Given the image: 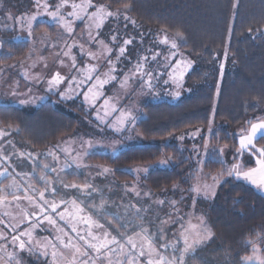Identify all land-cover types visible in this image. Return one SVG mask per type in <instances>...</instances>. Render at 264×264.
Segmentation results:
<instances>
[{
  "label": "snow or ice",
  "instance_id": "obj_1",
  "mask_svg": "<svg viewBox=\"0 0 264 264\" xmlns=\"http://www.w3.org/2000/svg\"><path fill=\"white\" fill-rule=\"evenodd\" d=\"M38 11L31 16H22L15 18L21 25V30H27V35L33 38V22L42 13L50 17L65 34V39L59 51L55 53L56 60L61 67H68L70 71L62 74L57 70L51 73H25V79L31 84H46L45 91L52 94H59L61 100L72 99L74 96H83V101L89 107H96L98 101L103 97V89L107 85L118 86L124 93V98H128L129 92H136V85H139V93L142 95H155V89L159 83L162 73L157 72L151 67L152 62L158 63L160 53L157 51L152 54L149 48L145 54L140 55L133 63L129 46L136 44V36L129 35L127 31L128 24L134 27L136 21L127 15L131 5L125 4L123 9L117 8L111 10L108 4H95L93 0H80L79 3L74 0H60L54 7L48 0H35ZM235 6V5H234ZM71 11H67L68 8ZM90 9H94L90 11ZM123 18L124 28L121 30L119 21ZM9 18H12L9 15ZM110 19L117 21V26L108 33L103 32V28ZM84 24V29L79 36L74 29L76 22ZM251 32V29H249ZM183 40L181 33L177 32L175 38H169L165 33L162 38L158 37V42L170 46L171 49L179 47L178 41ZM71 41V43H69ZM140 44H143L144 36L140 35ZM2 46V45H0ZM53 48L57 43L53 42ZM77 49L79 50L77 53ZM8 55H11L9 53ZM172 55H175L173 52ZM84 57L88 60L82 66L79 63ZM45 60L44 57H40ZM165 59H170L166 57ZM125 60L132 67L124 72L120 64ZM23 63V62H21ZM176 65L180 61L175 62ZM10 65L9 67H13ZM35 67V64H33ZM47 68V63L44 64ZM103 70L102 69H105ZM165 67L175 68V65H166ZM191 67L189 62L184 70L180 72L179 79L174 73H170V79L179 87L184 71ZM223 70V64H221ZM168 80H164L167 85ZM11 94L18 98L21 105L34 104L37 100H44L45 97H33L32 87L27 91L20 92L19 84L16 83L11 89ZM179 92H173L172 95L179 96ZM112 98H104V105L108 106L103 116L100 115V109H97L96 118L100 125L109 128L113 133L119 135L124 131H131L130 125H134L137 117L132 108L118 106L119 100L110 102ZM118 113L115 119H110L113 114ZM212 120H209V132L212 131ZM246 127H242L234 138L238 139V147L235 150L234 158L247 152L256 160V167L244 170L240 163H234L231 167L220 171L211 176V183L207 182L208 177L203 176V165L206 163L199 154L198 147L193 151L197 153L196 159L201 168L195 175V183L187 189L191 195L192 208L195 209L200 197L204 199L214 198L217 194V187L226 183V177H235L244 179L252 185L264 190V145L258 146L259 140H264V118L256 117L246 121ZM99 126V125H98ZM11 127V125H9ZM18 130V129H17ZM104 129L101 128V131ZM8 133L0 128V140ZM185 135L178 139L183 140ZM193 138L201 136V130L196 129L191 134ZM131 138V137H129ZM75 143V141H74ZM99 141L93 138L80 140V148L63 149L64 161L61 164V156L57 152L49 151L47 153L25 154L23 151L18 153L22 159L29 160L32 164L31 172H16L21 177L22 183L16 179L0 187V208H11L13 205L19 209L17 215L12 216L5 211L0 213V240L11 243L12 252H7L3 246L0 250L5 251L8 256L7 264H25V254L29 257H36L41 264H187L186 257L192 253L196 246L204 243L213 236L203 215L196 216L194 211L182 214L180 204L185 196L182 194L179 201L175 199H155L153 204L144 207L142 204L130 203L125 205L126 211H130L140 221L137 225L139 231H134L132 235L113 232H119L120 228H126L125 224L119 223L120 217L117 214L107 211V200L104 198L102 187L94 183V177L91 173L85 176L82 182H66L62 173L66 170L75 169L71 174L79 175V170L92 168L85 162L90 150L97 147ZM120 141L114 140L104 147L111 148L112 152L119 151ZM15 147V145H13ZM204 155L210 158H219V162L224 165V157L228 145L222 147H211L207 139L203 145ZM74 153V154H73ZM12 154H5L0 145V162L4 166L0 170V176L10 175L8 169L15 171V166L8 161ZM44 155L51 157V162L40 163L38 157ZM172 160V157L158 161L160 165H166ZM39 166V175L33 183V174L36 173ZM98 169L96 175L107 177L113 173V169L101 165H95ZM149 167H137L130 169L136 175V183L128 185L125 183L122 187L125 194L133 193L138 200L142 194L139 188V180L142 173H147ZM49 172L55 173V177H50ZM39 184L41 187H37ZM178 185H173V191ZM63 189V191H62ZM100 197V203L88 204V200H94L96 195ZM59 197V198H57ZM143 197L152 198L151 192H143ZM22 202L26 207L22 208ZM153 205L162 209L167 205L170 211L161 219L158 215L159 229L157 232H151L149 227L144 226L146 214L153 210ZM111 216L106 223H101V217ZM4 217H10L9 220ZM116 222L115 224L113 222ZM50 226L55 234L44 237L37 235L40 231H49L44 225ZM166 225H178L177 232L173 233L174 241L169 240L166 232ZM8 229L12 233L9 240L8 234L3 230ZM159 241V243H158ZM251 243V242H249ZM168 249L174 253L170 257L166 255ZM254 253L258 249L253 246ZM31 264V262H29ZM242 264H264V257L252 255L242 257Z\"/></svg>",
  "mask_w": 264,
  "mask_h": 264
},
{
  "label": "trees",
  "instance_id": "obj_2",
  "mask_svg": "<svg viewBox=\"0 0 264 264\" xmlns=\"http://www.w3.org/2000/svg\"><path fill=\"white\" fill-rule=\"evenodd\" d=\"M93 2L112 8L130 4V16L143 28L169 35L181 33V48L191 61L192 70L185 77L187 94L178 102L144 104V118L135 125L143 144L127 146L114 156L95 153L86 159L91 164L113 169L110 184L121 186L136 179L130 169L172 157L170 167L148 170L141 174L140 181L157 199L169 198L177 189L186 193L184 187L195 171V162L190 149L185 148L188 146L182 149L175 138L205 128L214 102L213 121L220 126L213 132L215 138L211 137L215 145L229 142L234 145L235 131L251 118L264 115V0ZM27 46V41L6 44L0 51V65L22 57ZM5 50L12 51L11 55ZM55 103L46 100L37 107L0 105V128L16 129L11 132L9 145H15V150L25 154L46 151L78 129L79 117L88 118L79 100L56 99ZM258 145H264V140H259ZM11 161L20 172L32 170L33 164L26 159L21 165ZM65 176L68 181L74 175ZM6 180L7 177L1 179L0 186ZM95 180L99 186L106 183L103 176ZM226 180L217 187L214 198L198 200L197 206L204 210L213 236L186 257L187 264H242V257L249 256L254 245L264 257V194L241 180ZM174 184L178 185L175 191ZM99 201L97 194L87 203Z\"/></svg>",
  "mask_w": 264,
  "mask_h": 264
},
{
  "label": "rangeland",
  "instance_id": "obj_3",
  "mask_svg": "<svg viewBox=\"0 0 264 264\" xmlns=\"http://www.w3.org/2000/svg\"><path fill=\"white\" fill-rule=\"evenodd\" d=\"M48 2L54 7L56 4L60 2V0H48ZM74 2L79 3L80 0H74ZM95 4H98V3H95ZM117 8L123 9V7H116V8L111 7V10L115 11ZM93 10L94 9H90V11H93ZM37 11L38 9H37L35 0H0V45H2L0 46V51H2L3 47L5 48L6 44H12L13 42H16V41H20V42L27 41L28 43L27 50L22 57L20 56L19 58L14 57L10 61H7L0 65V105L37 107L41 105L42 103H44L46 100L51 102V104L54 105L56 104L55 103L56 99L60 101H65V102L76 99L82 103L84 110L86 114L88 115V118L79 117V127L74 133L62 138L60 141L53 144L46 151H35L33 153H47L49 151L57 152L61 156L60 162L62 164L64 161V153L62 151L63 149L68 148V149L79 150L81 138H83L84 140L93 138L96 141H99V144L97 145V147L90 150L89 155L96 153V154H108L110 156H114L120 150L126 148L127 146H130V145L139 146L143 144L144 142L143 139L140 138L138 133H136L135 125L139 120L144 118L143 106L145 103L160 102V101L176 103L181 99V97L187 94V91L184 87V82H185L186 75L192 70V64H191V67L187 69V71H184L182 80H180L179 87L177 86V84L173 83L172 80L170 79V73H174L176 78L179 79L180 72L184 70V67L189 62L191 63V61L187 58V56L185 55V53L183 52L181 48V40L178 41L179 47L177 49H171L170 46L163 45L158 42V37L162 38L165 33L161 31L151 30L148 28H143L137 22H136L135 27L131 23H129L127 27L128 34L136 36V44L129 46V54H130V58L132 62L134 63L138 57V54L140 55L145 54V51L149 48L152 49V54H155L157 51L160 53L158 63L152 62L151 64V67L153 69H155L159 73H162V76L159 79V83L157 84L156 89H155V92H156L155 95L140 94L139 85L137 84L136 92L130 91L128 94V98L125 99L124 93L118 88V86H114L110 84V85L105 86V88L103 89V97L98 101L96 107H89L87 104L84 103L82 95L74 96L72 99H68V100H61L58 93L52 94V93H48L45 91L46 84H43V83L38 84V85L31 84L29 80L25 79L24 74L26 72L30 74H35V73L43 74V73H51V72L59 70L61 71L62 74H67L70 71L68 67H61L58 64L56 60V56H55V53L59 51L60 46H62L63 44V41L65 39V34L63 33V30L60 29L59 26L51 20L50 17L43 14V8L39 9V11L42 14L39 15L37 17V20L33 22V28H32L33 38L31 39L27 35L26 28L25 30L22 31L21 25L17 23L15 20V18H18V17L34 15L36 14ZM67 11H71V8L69 7ZM9 15H11L12 18H9ZM127 15L130 16L129 12H127ZM76 24L77 26L75 27L74 31L76 35L79 36L80 33L84 29V24L80 21H77ZM124 24H125V21L121 17L119 21V27L121 28V30H123ZM116 26H117V21L114 19H110L109 22H107L105 27L103 28V32L108 33L112 28ZM141 34H143L144 36V41L142 45L140 44V41H139ZM167 36L170 39L176 37V35H169V34H167ZM53 42L57 43V47L53 48L51 46ZM69 43H71V41H69ZM78 51L79 50L77 49V53ZM4 52L6 54L12 53V51L8 52L6 50ZM173 52L175 53V55H172ZM40 57H44L45 60H41ZM166 57H169L170 59H165ZM87 60L88 58L84 57L82 60L79 61V63L82 66L84 63L87 62ZM176 61H180V64L176 65L175 64ZM45 63H47V68L44 67ZM33 64H35V67H33ZM10 65H14V66L9 67ZM166 65L168 66L175 65V68L165 67ZM131 67H132V64H129L127 60H125L123 63L120 64V68L124 72H127ZM103 70H106V67L105 69H102V71ZM164 80H168L169 83L165 85ZM16 83L19 84L20 92H25L27 91L28 87H32L33 97L43 96L45 97V99L37 100L36 103L34 104L21 105L18 101V98L14 97L11 94V89L12 87L15 86ZM176 91H178L180 94L179 96L174 97L172 93ZM216 96H217V91L215 93V97ZM104 98H112L110 102H116L117 100H119L118 106L121 108H124V107L132 108L134 114L137 117V120L134 125L129 126L131 128V131L126 130L123 133L117 135L113 133L111 129L105 128L103 125H100L99 121L96 118V113H97V109H100V115L103 116L104 111L107 110L108 106L104 105ZM214 110H215V102L212 105L211 113H210V120H212L213 122L211 132H209V122H208L205 128L200 129L201 134H202L201 136H196L195 138H193L191 134L194 133L195 130H191L187 132L188 135H185V138H184L185 142L183 140L175 138L176 140L175 143L182 149L186 145L188 146L185 148L190 149L189 151L191 154V159L195 162V168H194L195 171L191 175V179L189 180V182L187 181L188 184L185 185L184 187L185 191L190 187V185L195 183V175L198 169L201 168V165L198 164L197 159H196L197 153L193 151L194 147H198L200 156L203 157L204 160L206 161V163L203 165V176L208 177L207 179L208 183H211V176L216 175L222 170L226 172L227 168L231 167V165L234 163H240L243 166L244 170H248L250 168L256 167L255 158L250 156L247 152L234 158L235 150L238 147L237 138L235 139L234 145L231 142H229L228 144H223V145H215L211 141V137L215 138V135H213V132L216 129L220 128V126L214 123L213 121ZM116 115H118V113L113 114V116L110 117V119H115ZM257 117L264 118V115H259ZM252 119L253 118H251L250 120ZM246 126L247 125L245 123L243 126L238 128L235 132L238 133L242 127H246ZM101 128H103L104 130L101 131ZM5 131L8 133V135L4 136L2 140H0V145H2V150L4 151L6 155L16 153L11 156V159L8 161V163H11L14 165V163L11 161L13 160L16 164L21 165L20 162H22L23 159L18 156L19 151L15 150L12 144L9 145V142H11L10 139H12L11 132H15L16 129L10 128L9 130H5ZM9 133H10V136H9ZM205 139H207L210 144L209 151H211V147L213 146L222 147L224 145H228V148L226 149V154L224 157V161H225L224 165H222L219 162V158H210L204 155L203 145L205 143ZM114 140L120 141V144H121L119 151L115 153L112 152L111 148L104 147V145H109ZM86 158H85V162L88 165H92L93 167L89 169L79 170L80 174L78 176L82 175L81 178H76L78 177L77 175H74L75 177L70 176L69 180L66 182H72L74 180L82 182L85 176L88 175V173H91L92 177H94L95 179L101 177V176L96 175L98 169L95 168L94 166L97 164L89 163ZM37 159L40 163H43V162H51L52 158L50 156L46 158L44 155H40ZM160 160H157L156 162L149 164L151 165V167H149L148 170H152L154 168L170 167V164H171L170 162L166 165H160L158 163V161ZM27 161L30 162L29 160ZM4 166H7V165L4 164L3 162H0V170H2ZM11 169L12 168L8 169L10 175L0 176V180L3 179L4 177H7V180L5 181V183L1 185L0 187H4L8 185L12 179H16L18 182L22 183L21 177L16 175V172H20V171L16 169L15 171H13V169L12 170ZM74 171L75 169L66 170L65 173H62V177L66 178L65 176L66 173H73ZM24 172H28V171L23 169L21 173H24ZM51 174H53L54 177L56 175L55 173H51ZM38 175H39V172H36L33 174V181H32L33 183H35V178L38 177ZM49 176L52 177L50 174ZM228 178H233L235 180H241L243 182H246L249 185H251L253 188H255L257 191L264 194V190L257 188L256 186L252 185L251 183H249L248 181L244 179H236L234 176L226 177V179ZM95 179H94V183L96 181ZM104 179L106 180V183L100 185V187L103 188L104 198L107 200V211L109 213L117 214L120 217V220H119L120 223L126 225V228L119 229V232L114 231L113 234L119 235L120 233H127V235H132L134 231H139V228L137 227V225L140 224V221L130 211H126L125 205H128L130 203H137V204H142L144 207H147L148 205L153 204V200L157 198H155L153 195L151 199L148 197H143V192H148V191L146 187L143 186L140 180H139V188H140L142 196L138 200V198H136L133 193L125 194V190L122 187V185L117 186L116 184H110V181L112 179L111 174L108 175L107 177H104ZM133 183H136V179L131 184H128V183L127 184L132 185ZM36 186L41 187V185L39 184H37ZM117 188H119L120 190H118ZM113 194L114 196H111ZM182 194L185 196L184 201L180 204L182 214L190 213L194 211L197 217L200 215H203L205 217L204 210L203 209L201 210L199 206H197V204L195 206V209L193 210L192 200L188 198L191 195V193H189L188 191L185 193L184 189L183 191L180 189H177L175 194L170 196L169 198L166 195L167 196L166 199L168 200L175 199L179 201ZM201 198L202 197H200L199 199ZM118 200L119 202L117 203ZM99 203L100 201L97 204ZM21 207L24 208L26 207V205L22 202ZM5 211L9 212L12 216H15L19 212V209H17L14 205L11 208H0V213H3ZM169 211L170 209L167 205H165L162 209H158L156 208L155 205H153V210L146 214L144 226L149 227L151 232H157L159 229V221L156 219L157 215L161 219H163ZM4 219L9 220L10 217H4ZM100 219H101V223H106V221L108 219H111V217L105 216V217H101ZM44 227L48 228L49 231H40L37 233L38 236L44 237V236L50 235V233L52 235L55 234L54 230H51L49 225L45 224ZM178 227H179L178 225H166L165 226L167 237L169 238V240L174 241L175 238L173 236V233L177 232ZM0 228H3V226L0 225ZM3 230L8 234V237L10 240L12 233L9 232L8 229H3ZM208 240H206L205 242H207ZM204 243L196 246V248L203 246ZM0 246H3V248H5L7 252L13 251V246L11 245V243H7L4 240H0ZM255 248L258 249L257 246H255ZM165 254L168 255L169 257L173 254L178 255V253H174L172 249H168ZM254 254L257 256H261L259 249L255 253L252 250L249 256H252ZM43 259L44 258L41 257L40 260H37L36 257H29L27 256V254H25V264H28L29 262L33 264L34 263L41 264ZM7 261H8V256L6 255L5 251L0 250V264H7Z\"/></svg>",
  "mask_w": 264,
  "mask_h": 264
}]
</instances>
